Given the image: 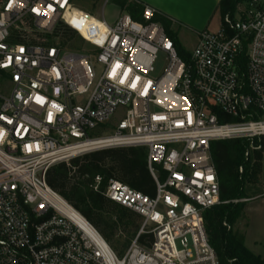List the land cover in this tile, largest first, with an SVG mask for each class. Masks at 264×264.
Wrapping results in <instances>:
<instances>
[{
  "label": "built area",
  "instance_id": "2783aa9c",
  "mask_svg": "<svg viewBox=\"0 0 264 264\" xmlns=\"http://www.w3.org/2000/svg\"><path fill=\"white\" fill-rule=\"evenodd\" d=\"M72 1L0 0V264H220L204 212L229 202L211 145L264 141V0L198 32L187 61L151 6L135 0L144 21L112 24L103 8L92 41L66 20ZM60 23L94 49L98 77L87 57L63 53ZM119 110L113 129L90 136ZM116 148L147 149L156 185L153 197L117 180L103 192L141 219L122 258L46 180L59 163Z\"/></svg>",
  "mask_w": 264,
  "mask_h": 264
},
{
  "label": "trees",
  "instance_id": "16d2710c",
  "mask_svg": "<svg viewBox=\"0 0 264 264\" xmlns=\"http://www.w3.org/2000/svg\"><path fill=\"white\" fill-rule=\"evenodd\" d=\"M253 0H221L219 12L235 17L240 3ZM121 14H127L136 22H143L142 7L133 0H115ZM66 14V20H67ZM81 33L90 19L78 15L74 18ZM77 20V21H76ZM155 22L163 25L165 32L172 38L179 49V55L187 61L189 53L180 50L171 32L172 22L165 17L156 16ZM55 37L77 36L68 27L60 23L55 30ZM62 45H66L62 43ZM228 121H231L230 119ZM261 149L257 153L256 165L249 166L245 155L250 151L247 140H227L211 145V156L219 182L220 198L229 202L204 212V225L209 242L215 250L220 264H264V259L254 256L227 227L233 225L240 215L241 206L233 203L241 200L245 193V182L251 172L260 170ZM242 168V173L240 169ZM160 169V167H159ZM162 172V169H160ZM164 174V173H163ZM96 176L102 177L99 191L92 189ZM47 184L79 211L103 236L109 246L122 258L132 239L135 237L141 219L135 213L125 209L104 197L103 192L110 180H117L133 190L153 197L156 192L155 181L148 166V152L145 148H116L85 154L72 159L69 163H59L51 167L46 175ZM224 223H227L224 225Z\"/></svg>",
  "mask_w": 264,
  "mask_h": 264
},
{
  "label": "rangeland",
  "instance_id": "374dc122",
  "mask_svg": "<svg viewBox=\"0 0 264 264\" xmlns=\"http://www.w3.org/2000/svg\"><path fill=\"white\" fill-rule=\"evenodd\" d=\"M73 0L72 3L76 10L83 12L89 17L90 21L87 24L86 28L82 32V35L89 40L96 41L93 38L95 35L101 36L104 32L105 27L101 24L103 21L102 11L104 8V17L108 24H112L119 15V8L115 4V0ZM253 8V2H245L240 3L237 8V12L235 14V18L244 17L250 10ZM78 11H74V15L72 13H67V20L70 21L73 17L75 18L78 15L84 14L79 13ZM122 15V14H121ZM219 15L216 18L217 22H219ZM100 21V22H99ZM163 27V25H162ZM164 28V27H163ZM176 28V27H175ZM174 27L171 29L172 34L174 35V39L180 50H184L186 53H191L194 50V47L197 43L196 38L189 33L178 31ZM56 41L60 44L64 43L66 45H62L63 53L65 54H75L87 57L88 64L91 65L94 69V73L96 77H98L101 72V66L95 63L94 49L90 47L85 41H82L79 36H73L70 39L66 38L65 42L62 37H55ZM98 39H100L98 37ZM48 40L53 43V36H48ZM173 40V39H172ZM174 41V40H173ZM179 50V49H178ZM162 58V56H161ZM165 65L161 62L160 66L157 69V75H161ZM97 80V79H96ZM0 93H3L0 89ZM123 110L117 111V113L110 120V125L105 126L106 129L98 128L94 132H90L91 137L99 136L102 133H106L114 128V126L122 120L124 114ZM213 144V143H212ZM257 144H260L259 142ZM256 146V145H255ZM262 160L260 162V170L258 172H251L249 175H254L253 177H249V179L245 182V193L241 200L233 201L234 204L241 206V211L239 217H237L235 223L233 225L227 227V230L232 232V235L249 250H256V254L254 256L264 259V141L262 142ZM256 156L257 153L252 148L245 155V160L249 161V166L256 165ZM240 173H242V168L240 169ZM165 175L160 174V179L162 182L165 181ZM257 188V191L260 195H262L261 199L257 202H247L251 197L249 192V188ZM255 194V193H254ZM257 194V193H256ZM227 223H224L226 225ZM249 247V248H248ZM257 247V248H255ZM113 250V249H112ZM116 254V252L114 251ZM117 255V254H116Z\"/></svg>",
  "mask_w": 264,
  "mask_h": 264
},
{
  "label": "crops",
  "instance_id": "0c3cea01",
  "mask_svg": "<svg viewBox=\"0 0 264 264\" xmlns=\"http://www.w3.org/2000/svg\"><path fill=\"white\" fill-rule=\"evenodd\" d=\"M135 1V0H133ZM142 5H148L158 11L162 17L172 22V28L192 34L197 41V33L201 31L216 32L221 26L219 4L221 0H136ZM119 8V7H118ZM119 15L121 9L119 8ZM219 15V22L217 17ZM116 21V20H115ZM114 21V22H115ZM251 197L247 202H257L261 199L257 188H249ZM255 193V194H254ZM257 193V194H256ZM249 248V247H248ZM257 248V247H255ZM249 251L256 254V250Z\"/></svg>",
  "mask_w": 264,
  "mask_h": 264
},
{
  "label": "snow or ice",
  "instance_id": "6c2138e0",
  "mask_svg": "<svg viewBox=\"0 0 264 264\" xmlns=\"http://www.w3.org/2000/svg\"><path fill=\"white\" fill-rule=\"evenodd\" d=\"M9 6H11V5H9Z\"/></svg>",
  "mask_w": 264,
  "mask_h": 264
}]
</instances>
